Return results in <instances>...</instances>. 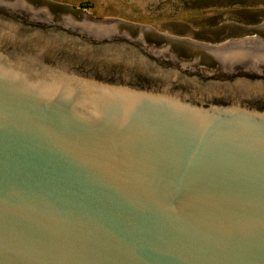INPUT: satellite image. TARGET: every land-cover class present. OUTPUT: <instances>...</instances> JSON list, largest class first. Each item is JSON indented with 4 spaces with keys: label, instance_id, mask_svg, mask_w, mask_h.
I'll use <instances>...</instances> for the list:
<instances>
[{
    "label": "water",
    "instance_id": "95a60500",
    "mask_svg": "<svg viewBox=\"0 0 264 264\" xmlns=\"http://www.w3.org/2000/svg\"><path fill=\"white\" fill-rule=\"evenodd\" d=\"M0 264H264V22L0 0Z\"/></svg>",
    "mask_w": 264,
    "mask_h": 264
},
{
    "label": "rangeland",
    "instance_id": "374dc122",
    "mask_svg": "<svg viewBox=\"0 0 264 264\" xmlns=\"http://www.w3.org/2000/svg\"><path fill=\"white\" fill-rule=\"evenodd\" d=\"M96 19L148 25L162 34L194 39L204 29L264 22V0H48Z\"/></svg>",
    "mask_w": 264,
    "mask_h": 264
}]
</instances>
